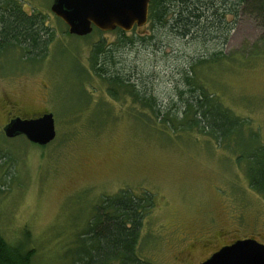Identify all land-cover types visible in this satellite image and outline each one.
Listing matches in <instances>:
<instances>
[{"label": "rangeland", "instance_id": "1", "mask_svg": "<svg viewBox=\"0 0 264 264\" xmlns=\"http://www.w3.org/2000/svg\"><path fill=\"white\" fill-rule=\"evenodd\" d=\"M19 1L46 15L54 40L44 58L11 61L0 72V234L8 242L31 248L33 264H74L94 206L129 190L154 197L136 246L150 264H196L234 238L264 243V196L237 158L264 146V15L255 7L264 0L238 3L224 13V39L217 30L208 40L180 38L148 22L123 36L115 29L80 37L50 11L52 0ZM101 37L112 71L131 74L138 93L153 94L174 113L175 84L190 70L195 88L245 123L243 135L234 144L195 127L179 129L177 121L166 129L141 99L122 88L113 96L89 62ZM202 57L214 59L190 64ZM45 112L55 129L47 144L3 134L9 117Z\"/></svg>", "mask_w": 264, "mask_h": 264}, {"label": "trees", "instance_id": "2", "mask_svg": "<svg viewBox=\"0 0 264 264\" xmlns=\"http://www.w3.org/2000/svg\"><path fill=\"white\" fill-rule=\"evenodd\" d=\"M243 1L150 0L147 22L154 27L168 28L180 38L208 40L212 32L220 30L224 39V13L233 14L237 4ZM251 2L250 6L253 7ZM255 7L264 15V7ZM116 31L119 36L125 35L120 29ZM53 40V29L47 24L46 15L27 12L19 0H0L1 73L11 61L18 66L23 62L34 63L44 58ZM209 59L214 57H202L190 64L197 65ZM89 62L93 72L109 82L113 96L122 88L137 100L141 99V103L149 107L154 115L165 119L162 122L166 124V129H170L177 121L179 129L195 127L218 142L234 144L238 135H243L245 123L214 101L212 94H204L200 86L195 88L190 70L181 72L175 84L174 94L177 98L172 103L177 106L173 113L160 107L153 94L146 91H143L144 95L138 93V86L130 82L131 74L112 71L111 66L115 61L110 55V46L102 37L93 43ZM248 133L257 139L255 132ZM237 158L245 162L249 185L264 196V146L257 144L254 152L250 153L240 150ZM154 205V197L148 192L138 195L129 190H120L103 196L94 206V212L79 236L74 250V264H150L137 256L136 246L143 221ZM32 259L31 248L24 247L23 243L12 244L0 234V264H33Z\"/></svg>", "mask_w": 264, "mask_h": 264}, {"label": "water", "instance_id": "3", "mask_svg": "<svg viewBox=\"0 0 264 264\" xmlns=\"http://www.w3.org/2000/svg\"><path fill=\"white\" fill-rule=\"evenodd\" d=\"M150 0H52L50 11L67 27L68 33L85 36L96 28L128 32L148 20ZM3 134L23 135L29 142L45 145L55 136L51 112L36 117L15 116L3 126ZM198 264H264V243L254 238L237 239L220 247Z\"/></svg>", "mask_w": 264, "mask_h": 264}, {"label": "flooded vegetation", "instance_id": "4", "mask_svg": "<svg viewBox=\"0 0 264 264\" xmlns=\"http://www.w3.org/2000/svg\"><path fill=\"white\" fill-rule=\"evenodd\" d=\"M36 116H37V115L33 114V116H31V117H36ZM14 117H15V116H14ZM11 118H13V117H9V118H8V121H9ZM237 239H240V238H234L233 240H230V241H228V242H225V243L219 245L217 248H215V249L211 250L210 252H208L207 255H206L203 259H201L199 262H197L196 264H198V263L202 262L203 260H205L207 257H209L213 252H215L216 250H218L220 247H222V246H224V245L231 244L232 242H234V241L237 240Z\"/></svg>", "mask_w": 264, "mask_h": 264}]
</instances>
